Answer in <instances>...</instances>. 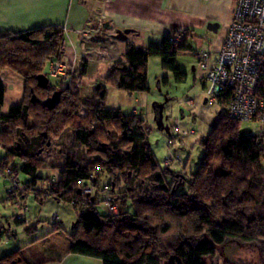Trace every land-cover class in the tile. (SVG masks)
Instances as JSON below:
<instances>
[{
	"label": "trees",
	"instance_id": "obj_1",
	"mask_svg": "<svg viewBox=\"0 0 264 264\" xmlns=\"http://www.w3.org/2000/svg\"><path fill=\"white\" fill-rule=\"evenodd\" d=\"M180 34L184 41L178 44L167 37L158 46L135 50L129 46L128 53L134 57L127 54L124 62L109 67L103 82L129 95L147 93V58H158L163 71L171 73L177 83L183 82L185 74L176 67L177 55L192 50L187 44L188 34ZM63 36L59 27L0 33V70H10L24 81L21 102L3 115L5 86L0 79V164L6 168L15 159L21 161L18 172L30 179L24 183L26 194L34 196L40 205L45 199L58 204L78 199V180L93 177L96 188L109 186L114 204L118 203L123 212L100 215L98 202H86L73 224L66 254L100 260L102 264H208L219 246L239 241L256 244L264 260V137L240 135V124L244 123L227 116L226 97L217 98L221 110L208 135L199 142L202 155L196 171L187 181L186 193H177L176 183L181 176L159 166L137 115L105 108L104 86L84 102L78 92L69 93L70 85L64 90L49 83L46 89L37 86L46 62L62 61L59 48ZM87 68L88 63L81 61V78ZM74 73L69 72L70 76ZM58 90V105L47 110L42 102ZM32 96L38 101L32 102ZM80 108L84 117L78 115ZM39 118L38 125H28L29 120ZM17 123L22 124L20 129H14ZM59 125L67 126L72 141L93 156L86 158L80 151L74 158L66 155L61 166L53 167L57 171L56 185H45L34 194L40 169L36 155L47 135ZM106 126H114L120 133L112 134ZM100 137H106L107 143H101ZM129 172L134 174L132 178ZM135 179L139 181L137 190L130 187ZM128 204L132 212L124 210ZM88 219L98 228L87 229ZM2 228L0 225V232ZM52 229L56 232L60 227L53 225ZM33 230L28 227L25 232ZM38 253L27 258L25 248H20L2 256L0 264L57 262Z\"/></svg>",
	"mask_w": 264,
	"mask_h": 264
},
{
	"label": "rangeland",
	"instance_id": "obj_2",
	"mask_svg": "<svg viewBox=\"0 0 264 264\" xmlns=\"http://www.w3.org/2000/svg\"><path fill=\"white\" fill-rule=\"evenodd\" d=\"M188 42L194 46L196 56L195 53L182 52L177 55L176 59V67L180 72L185 74V80L181 83H177L171 73L161 69L160 60L158 58H149L146 65L147 85L149 89L147 93H134L129 95L125 92L118 91L112 83L107 81L103 82V77L109 71V68L104 70L106 64L95 66L94 74L90 73L83 78H81L78 68L77 72L70 77L69 82L49 76L50 61L46 62L42 70V74L47 78L50 86H58L61 90H64L70 85L69 93L73 94L74 92H78L81 102L92 98L94 91L98 90L102 85L106 90V100L104 102L106 109H117L124 114L137 115L138 118L143 121L142 131L148 139L149 147L155 155L159 166L163 169L167 168L181 176V180L176 183V192L179 194L186 193L187 181L196 171L202 155L199 142L208 135L216 121L217 114L221 110V106L216 101L210 102L205 96V90L208 84L203 80L204 72L198 69L197 56L200 53L209 54V48L213 45V41L211 38L207 39L204 35H196L193 38L189 37ZM59 51L62 52L61 48H59ZM0 78L4 81L3 83L5 86L1 114L6 115L12 106L21 102L24 81L21 77L7 69L0 70ZM73 82L74 85H72ZM38 96L44 98L45 95L39 93ZM205 100L207 101L206 104H204ZM159 107H161L160 125L158 124ZM134 109L136 112L132 113ZM78 115L81 117L85 116V112L82 108H80ZM40 121V118L39 120L31 119L27 123L33 127L34 124L38 125ZM175 121L179 123L180 132L193 131L194 135L180 136L174 134L173 122ZM21 127L22 124L17 123L14 129H20ZM28 129L30 128H27V130ZM105 130L111 131V133L115 135L120 133L114 126H106ZM111 133H109V136H112ZM102 135L106 136L105 133ZM240 135L259 136L260 133L257 125L250 123L240 124ZM44 140V143L36 155V160L38 164H40V169L37 170L39 180H37L36 187L32 189L34 194L42 191V187H46V183L44 182H47L49 177L58 178L57 171L53 170V167L61 166L66 155L74 158L76 152L80 151L82 154H85L86 158L93 156L88 149H83L72 141V133L67 126L63 127L59 125L57 129L49 133ZM100 140L103 144L107 143L106 137H100ZM168 140L171 145L173 144L172 147L168 146ZM9 141L14 144H11V146L15 147L14 141ZM175 155H178L179 161H182V163L177 164L171 160L169 164H166L167 160H170L172 157L175 158ZM2 157L3 151L0 149V159ZM10 165L14 166V169L18 172L21 161L15 159ZM261 166L264 170V159L261 161ZM128 175L129 178H132L134 174L132 175V173L129 172ZM18 179L23 183L30 181L28 177L21 173H19ZM102 181H106V179L102 178ZM138 182L139 181L135 179L133 184L130 185V187H132L131 189L134 188L137 190ZM23 189L26 193L25 184H23ZM5 191V183L0 175V220H5V222L0 225L3 227L2 229L5 227L8 229V222L12 231L9 235L3 234L0 243L6 241L4 246L7 247V245H9L10 248L17 249L26 247L27 242H31L33 239H38V242H40L42 246H49L50 249H54L53 256L63 254L70 244L69 235L72 233L73 224L77 221V217L80 214L79 210H81L82 207L80 208L77 206V209H74L73 205L69 204L68 201H63L59 204L55 201L57 204L53 211L54 213L51 214L49 220L45 221L41 216L40 210L42 207L34 196H25L27 197L24 198L27 210L22 212V209V213L20 212V214H22L26 222L30 224L29 227L32 226L34 229L37 227L36 233L26 235L24 230L28 227H23L25 224H14L13 221H9L8 219L11 216L16 217L18 210L13 209V206L16 205V201L9 198ZM116 204L117 211L123 212L120 205L118 203ZM124 210L132 212L131 205L128 204ZM97 212L100 215L105 213L102 204L98 206ZM92 221L91 219L86 220L85 227H90ZM53 225L57 226V228L60 227V229L54 232L52 229ZM96 226L98 228V224ZM50 256H52L51 253L48 255L45 254V257ZM76 260L78 262L74 263ZM207 262L208 264H264L260 249L256 244H245L239 241H229L219 246L215 257L211 262ZM72 263L82 264V259L77 257L74 258L72 262H67V264Z\"/></svg>",
	"mask_w": 264,
	"mask_h": 264
},
{
	"label": "crops",
	"instance_id": "obj_3",
	"mask_svg": "<svg viewBox=\"0 0 264 264\" xmlns=\"http://www.w3.org/2000/svg\"><path fill=\"white\" fill-rule=\"evenodd\" d=\"M236 1L113 0L104 4L102 0H0V33H20L43 27H59L64 31V52L61 58L63 62L71 64L74 58L79 57L82 48V39L77 36L76 31L84 26L92 25L94 21L102 17L105 20L104 37L115 44L116 52L119 55L118 62H124L127 54L134 57L132 53H128L130 51L129 46L134 50L149 45L158 46L163 38L182 32L188 34L187 44L191 47V53H195V56L194 46L188 42L189 37L204 35L207 39L211 38L213 45L209 48V54L211 59H214L220 51L226 29L233 19ZM125 30H129L130 33L124 41L120 42L113 39L117 31ZM86 44L91 43L87 42ZM148 59H146V64ZM80 64L81 61L79 60L74 62L75 72L78 68L80 70ZM98 65L103 64H88L85 77L90 73L94 74V67ZM111 65L106 64L104 70H107ZM24 198L27 197L18 198L16 205L13 206V209L18 210L16 216H18L17 214L22 215L20 212L22 210L21 206L25 204ZM56 204L52 199L43 200L40 211L45 221L49 220L51 214L54 213ZM22 212L24 211L22 210ZM8 219L17 224L15 222L16 217L11 216ZM3 222L5 220H0V224ZM22 222L23 225L25 224L23 227H29L30 224L26 222L25 217ZM7 224L8 229L4 228L0 232V241L3 234L9 235L12 233L9 227L10 224L8 222ZM91 224L87 229L97 228L96 222L92 221ZM34 230L30 233H26L24 230V233L26 235L36 233L37 227ZM4 244H6V241L0 243V258L20 249L10 248L9 245L6 247ZM24 248L27 258L34 256L37 252L42 255L51 253L52 256L48 259L57 262L48 264H67V262H72L77 257L82 259V264H102L100 260L67 255V249L63 254L53 256L54 249H50L49 246H42L38 239L27 242ZM77 262L76 260L74 263Z\"/></svg>",
	"mask_w": 264,
	"mask_h": 264
},
{
	"label": "built area",
	"instance_id": "obj_4",
	"mask_svg": "<svg viewBox=\"0 0 264 264\" xmlns=\"http://www.w3.org/2000/svg\"><path fill=\"white\" fill-rule=\"evenodd\" d=\"M113 0H102L104 4ZM104 18L99 17L92 25L84 26L76 31L82 39L81 53L74 58L73 63L59 60L50 62L49 76L59 78L65 82L70 81L69 72L74 73L76 60L86 61L88 64H115L119 60L115 44L104 37ZM173 43H182L183 36L179 33L168 37ZM91 44L87 45L86 43ZM61 50L64 52V43ZM198 69L204 72L203 80L208 84L205 96L210 102L217 101L219 97H226L225 112L230 119L244 124H255L264 137V0H237L233 19L228 25L225 38L220 51L214 59L210 54L200 53L197 56ZM1 79V78H0ZM2 82H4L1 79ZM136 112L132 110V113ZM174 134L192 136L193 131H179V123L173 122ZM169 141V140H168ZM171 146L170 141L167 142ZM167 160L181 164L178 155ZM177 159V160H176ZM0 175L5 183L6 193L9 198L16 201L19 197L29 196L23 190V182L19 181V172L14 166L2 168ZM58 178L49 177L46 185H56ZM95 180H78L76 189L80 197L69 200L71 205L82 207L86 202L102 204L107 215L118 213L114 198L109 194L107 184L96 188ZM23 183V184H22ZM45 196H49L46 192ZM25 212V204L22 206ZM17 222L24 220L23 215L16 216Z\"/></svg>",
	"mask_w": 264,
	"mask_h": 264
},
{
	"label": "water",
	"instance_id": "obj_5",
	"mask_svg": "<svg viewBox=\"0 0 264 264\" xmlns=\"http://www.w3.org/2000/svg\"><path fill=\"white\" fill-rule=\"evenodd\" d=\"M103 27H105V25H104ZM129 33H130L129 30H125V31H117V32L115 33V35L113 36V39H115L116 41H120V42H121V41H124V40L127 38V36H128ZM47 85H48V80H47L44 76L41 75V76H38V77H37V86H38L40 89H46ZM60 95H61V92H60V91H58V92H54V93L51 95V97L45 99V100L42 102L43 106H44L47 110H52V109H54V108L58 105V103H59V97H60ZM31 101H32V102H37L38 100L35 99V96H32ZM206 103H207V101L205 100V101H204V104H206ZM158 109H159V111H158V112H159V113H158V118H159V120H158V124L160 125V121H161V107H159Z\"/></svg>",
	"mask_w": 264,
	"mask_h": 264
}]
</instances>
